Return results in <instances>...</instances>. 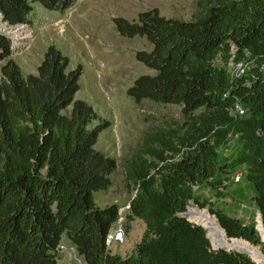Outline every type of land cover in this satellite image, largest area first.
<instances>
[{"label":"trees","instance_id":"1","mask_svg":"<svg viewBox=\"0 0 264 264\" xmlns=\"http://www.w3.org/2000/svg\"><path fill=\"white\" fill-rule=\"evenodd\" d=\"M35 3L63 13L76 0H0L2 22L29 25ZM113 23L119 36L151 47L135 60L153 74L137 77L127 97L135 105L180 106L184 120L181 131L145 140L123 166L125 186L133 188L123 226L140 220L141 238L125 257L107 247L120 207H98L93 193L110 188L117 164L94 149L109 123L74 98L80 68L68 71V59L49 45L36 74H24L0 35V264H56L61 245L83 264H255L213 250L205 230L182 214L188 203L207 208L228 238L260 243L264 0H193L188 21L151 9ZM231 62L247 64L233 80ZM93 121L99 124L89 129Z\"/></svg>","mask_w":264,"mask_h":264},{"label":"rangeland","instance_id":"2","mask_svg":"<svg viewBox=\"0 0 264 264\" xmlns=\"http://www.w3.org/2000/svg\"><path fill=\"white\" fill-rule=\"evenodd\" d=\"M151 9H157L165 18L188 21L193 11V0H76L75 6L63 13L47 11L35 3L32 5L31 23L18 27H8L0 17V35L10 44L9 59L17 63L24 74H36L46 49L55 45L68 59V71L77 67L81 70L75 100L86 102L102 120L109 123L99 134L94 149L113 158L117 166L110 175V188L94 192L93 198L100 208L109 204L120 207V220L110 232L107 245L111 254L120 257L130 253L144 231V225L138 219L129 223L127 231L123 226L127 203L133 196V188L125 186L123 166L126 162H133L145 140L150 145L148 141L157 135H173L181 131L180 126L184 122L180 106L147 100L135 105L126 94L137 77L153 74L135 60L136 52L149 51L151 47L144 38L119 36L113 20L124 18L133 21L138 13ZM4 61H0V66ZM233 65L229 63L228 69L231 70ZM98 124L99 121H93L89 129ZM170 139L175 140L174 137ZM145 158L150 157L147 155ZM189 208L198 207L188 203L185 212ZM199 210L215 218L207 208ZM185 217L194 223L188 215ZM259 219L256 214V223ZM252 246L264 256L261 238L258 245ZM56 264L83 262L74 252L70 259L66 253L62 254Z\"/></svg>","mask_w":264,"mask_h":264},{"label":"bare ground","instance_id":"3","mask_svg":"<svg viewBox=\"0 0 264 264\" xmlns=\"http://www.w3.org/2000/svg\"><path fill=\"white\" fill-rule=\"evenodd\" d=\"M187 215L191 221L206 229L208 238L214 248H226L230 251L244 253L257 264H261L263 261L264 258L258 248L242 240H228L216 219L211 217L206 211L199 210L198 208H189ZM258 229L262 233L260 223L258 224Z\"/></svg>","mask_w":264,"mask_h":264},{"label":"built area","instance_id":"4","mask_svg":"<svg viewBox=\"0 0 264 264\" xmlns=\"http://www.w3.org/2000/svg\"><path fill=\"white\" fill-rule=\"evenodd\" d=\"M246 67H247V64H243V63L234 64L233 68L229 70L230 80L236 79L240 77L241 75H243L246 70ZM234 111L237 115H243V110L239 105H235ZM238 181H239V175H236L234 177V182H238ZM109 238H110V235L107 237V245L109 242L108 240ZM59 250H60L61 255L66 253L69 256V259H70L71 254L74 253V250L72 248L66 247L63 245L59 247Z\"/></svg>","mask_w":264,"mask_h":264},{"label":"water","instance_id":"5","mask_svg":"<svg viewBox=\"0 0 264 264\" xmlns=\"http://www.w3.org/2000/svg\"><path fill=\"white\" fill-rule=\"evenodd\" d=\"M187 215V212H185V213H183L182 214V216H186ZM260 223V225H261V227H262V233L259 231V229H258V224ZM195 225H197V226H199V227H201V228H203L204 229V227H202V226H200V225H198V224H196V223H194ZM222 229V228H221ZM223 230V229H222ZM256 230H257V232H258V234H259V236H260V238H261V241L262 242H264L263 241V236H264V228H263V226H262V223H261V220L259 219L258 221H257V225H256ZM224 231V230H223ZM224 233H225V231H224ZM225 235H226V233H225ZM206 237H207V235H206ZM208 238V237H207ZM226 238L228 239V240H239V239H237V238H228L227 236H226ZM209 240V239H208ZM210 242V241H209ZM210 245H211V248L214 250L215 248H213V246H212V244L210 243ZM218 249H221V250H224V251H230V250H228V249H226V248H218ZM237 252V251H236ZM263 256V255H262ZM263 258H264V256H263ZM261 264H264V259H263V261L261 262Z\"/></svg>","mask_w":264,"mask_h":264}]
</instances>
